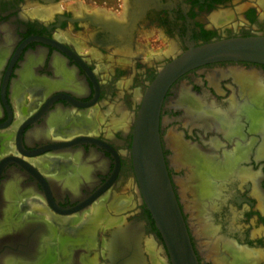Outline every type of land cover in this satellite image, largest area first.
I'll return each mask as SVG.
<instances>
[{
  "label": "flooded vegetation",
  "instance_id": "1",
  "mask_svg": "<svg viewBox=\"0 0 264 264\" xmlns=\"http://www.w3.org/2000/svg\"><path fill=\"white\" fill-rule=\"evenodd\" d=\"M90 2L0 0V135L9 132L6 139L0 140V144L6 141L7 145V150L2 148L5 143L2 147L0 145V219L4 212V202L2 204L1 201L4 200L3 189L12 181L19 186L10 200L12 213L30 222L23 231L2 233L0 251H12L10 255L23 264L38 262L40 251L32 246L33 251L29 242L36 239L33 236L35 231L41 229L44 234V228L51 232L48 246L52 254L35 264H80L78 257L84 253L92 258L93 264H110L105 246L112 237L114 226L104 229L102 221H99L100 226L93 231L79 228L93 215L91 209L97 205L102 207V202L118 183L131 176L137 186L130 154L132 128L139 99L148 84L162 66L190 45L198 46L229 37L264 36V0H116L113 10L102 8V0L95 8L90 6ZM108 3L106 0L105 4ZM90 7L96 11H91ZM46 8L50 14L44 13ZM220 11L230 17L215 23L212 15ZM95 12L101 15L116 13L117 18L127 14L123 23L127 26L124 37L126 35L129 40L125 42L127 54H118L116 49L122 45L119 44L120 37L103 30L101 20L93 19ZM106 50L115 51L117 55L113 54L114 58L121 55L129 58L123 57L122 63L114 60L117 66L111 78L102 81V55ZM149 50L153 55L150 56ZM142 53L147 54L146 61L140 58ZM32 56L36 58L33 81L19 84V71ZM130 58L136 73L139 68L143 69L130 80L140 92L136 91L134 100L127 89L119 96L122 102L115 104L111 112L119 116L116 106L124 107L129 114L128 129L125 132L116 129L105 136L102 134V100L117 94L112 90L113 81L129 72L127 64ZM54 60L60 61L66 71L73 73L70 85L77 87V91L69 87L49 88L56 76ZM236 73L257 75L252 84L264 86V64L242 61L210 63L191 69L176 79L161 105L159 128L163 153L200 264L215 262L205 257L197 245L198 237L191 229L187 209L179 196L180 184V191L176 186L171 161L174 151L167 139L171 133L175 140L179 139L178 143L186 148V152L190 149L192 155L197 153L195 151H202L222 156L224 152H233L236 145L249 144L251 149L247 159L240 164L256 175L257 188L264 199V157L255 155L257 147L264 141V114H258L262 120L258 127H251L248 117L251 110L248 106L254 105L252 109L257 111L255 105L264 104V96L255 97L257 101L254 100L253 104L247 101V94L243 93L240 82L236 80ZM183 93L190 98L186 105L178 103ZM128 96L133 105L126 103L130 100ZM18 101H22L24 114L16 121ZM105 110L104 113L109 114L108 109ZM175 122H182L180 131L173 127ZM41 128L48 131L45 137L32 136L34 130ZM56 150L64 151L58 155H66L62 157L66 161L74 160L72 155L78 154L81 163L90 161L93 165L87 172L88 177L76 183L75 194L66 189L56 192L51 189L54 180L51 182L48 175H59L64 168L55 170L49 165L36 163L38 158L52 156ZM10 157L19 161H10ZM184 166L175 167L180 170L179 180H187V175L195 171L196 166L200 167L196 163ZM197 183L190 182L192 185ZM252 189L251 179L241 184L237 180L227 182L223 189L227 195L226 202L215 211L213 223L218 225L217 234L234 239L237 247L260 251L258 264H264V206L259 204ZM187 193L191 195L189 190ZM137 197L135 217L123 225L140 226L142 241L150 232L151 237L159 240L163 247L148 209ZM122 202L118 200L117 203ZM231 210L237 214L235 230L228 225ZM61 220L67 221L61 224ZM89 238L94 243L85 251L82 246L88 243ZM226 255L229 260L230 254Z\"/></svg>",
  "mask_w": 264,
  "mask_h": 264
},
{
  "label": "bare ground",
  "instance_id": "2",
  "mask_svg": "<svg viewBox=\"0 0 264 264\" xmlns=\"http://www.w3.org/2000/svg\"><path fill=\"white\" fill-rule=\"evenodd\" d=\"M44 13L50 14L49 8L44 9ZM125 15L127 14L120 15L118 18L114 14L112 15L102 14L101 15L98 12H95L92 15L94 20H97V21L101 20L103 30H105L107 33L108 31H111L109 34L112 33L113 36L120 37L121 41H119V44H122V45H118L116 49L118 54L128 53L125 42H128L129 40H128V37H126V35L124 37V34L126 33L125 30L127 29L126 28L127 26L123 24L125 22L124 21ZM229 17L230 16H228L226 13L220 11L217 14L212 15V20L215 21V23H221L223 21L228 20ZM35 61H36V58L32 56V58L29 57L26 60V62L23 64L21 70L19 71V81H20L19 84L24 83L26 81H33L32 74H33V65H35ZM53 67H54V73L56 75L54 78L56 79L53 78V80L49 84V88L56 86V87H65V88L69 87L74 91L78 90L77 87H73L70 85V82L73 81L72 72L68 70L66 71V69L63 68L61 62L58 60L53 61ZM255 79H257V75L236 73V80L240 82L243 88V93L247 94V101H250L251 103L255 100V97H253V95L252 96L250 95L251 88H249L245 82H248L249 80L252 81ZM257 87H258L257 88L258 91L263 93L264 95V86L261 85V83H259V86ZM256 91L257 90H255V93ZM138 99H139V96H138ZM178 100H179L178 103L181 102L182 104H185V105L190 103V98L185 93L181 94V97ZM119 105L118 107L116 106V111L117 113H119V116H117V118L116 116H114L116 119L115 118L111 119L109 124L110 126H115L116 128L118 127L119 129H121V131L125 132L128 129L127 127H128V119H129L128 116L129 115L126 109ZM253 106L254 105L248 106V108L251 109L248 112L250 113L248 117L250 120L251 127H255V126L258 127L259 125H262V120L259 118L258 114H261V113L264 114V104H261V103L256 104L255 106L258 109L257 111H253L254 110L252 109ZM19 107H20L19 115L21 117L23 116L24 106L21 107L20 105ZM109 112L110 114L112 113L111 110H109ZM102 118H104L103 114H102ZM46 131H47L46 128L34 130L32 132L33 133L32 136H35V137L39 136L41 138L43 136L45 137L48 134V131L47 133ZM7 135H9V132H6V135L5 134L0 135V140L6 139L5 136ZM57 136L58 135H56V137ZM178 140L177 139L175 140V137L171 136V133L170 135H168V139H167L168 145L174 151L173 156H171V161L174 167L178 168L181 165L184 166L189 163L191 164L196 163L197 165H200V167L196 166L195 171L193 170L191 174L189 173L187 175L189 176L187 180L186 178H182L181 180L178 179L177 181L180 184V190H181L182 198L186 205V209L191 213V216L193 219V229L196 233V236L200 240V248L202 250V253L206 257L212 259L215 262V264H258V261L261 258L260 251L249 250L242 246L237 247L235 245L234 239L232 240L227 237H222V235L219 236L217 234L218 225L215 226L213 223L214 221L213 215L215 214V211L219 210L221 204H224L227 199V195L223 193V189L226 187V183L231 180L232 181L237 180L238 182H240V184L244 183L248 179L253 180V189L251 192L253 195L257 197L259 204L261 206H264V202H263L264 199L262 198L263 195H261V193L258 191V188H257L256 175L252 173L251 171H249L248 168L243 167L240 164V162L243 159H247L251 146L249 144H245L244 146H240V147L236 145L233 152H224L222 156H213L212 154H207L206 152L204 154L202 151H195V150L194 151L197 153L192 155L189 153L190 149L188 148V152H186L187 151L186 148L183 147L180 143H178ZM3 144L4 143L1 142L0 144L1 147L3 146ZM56 151L57 152H54L55 154L64 152L60 150H56ZM255 155L257 157H264V141L263 143H261L259 147H257ZM72 156L75 159L69 160V161H66L65 159H62V158L56 159L54 157L50 159L51 167L53 169L56 170L57 168L58 169L64 168L59 175H56V174L48 175L51 182H52V179L54 180V185L51 186V189L54 192H56L59 189H66L70 193L75 194L77 192L75 189L76 183H78L79 180H84L86 179V177H88L87 172L88 170H90L89 169L90 166H93L91 165L90 161L88 162L85 159L87 162L82 160L84 162L81 163V159H79L78 154L76 155L74 154ZM66 166L67 168H65ZM194 181H197L198 183L195 185L190 184V182L193 183ZM18 188H19L18 184L11 182V183H7V185H5L3 189L2 197L4 200H1V201H2V204L4 202L3 204L4 212L2 214V218L0 219V235L2 233L11 232V231H15L18 229L23 231L25 226L29 225L30 223V222L29 223L27 222V218H20L17 215L12 213V206L10 204V200L13 199ZM187 190L191 192V195H190L191 198H189ZM35 209H38V208H35ZM39 209L41 210V208ZM41 211H43V209ZM93 211H94L93 215H91L88 219H86V221L80 226L79 229L83 230L84 227H86L90 231H93V229H97L100 226L99 221H102V227H104L105 229H108L110 226H114L115 229L112 233V237L110 238L109 242L106 241L107 243L105 246L108 257L110 259V264H147V261L150 264H166L165 258L159 255V252H158L159 250L158 248H156L152 240L144 239V243H142L143 242L142 233H141L142 228L140 226L138 225L131 226L129 224L126 226H123V223H124L123 218H120L119 216L110 217V215H108L107 210L101 209L99 206L94 207ZM231 211H232L231 218H230L231 222L228 225L230 229L234 228L235 230V228H237L234 226V224H236L235 221L237 220L236 218L237 214L235 213L234 210H231ZM66 221L67 220H61V224H63ZM31 228L33 229L32 225H31ZM44 231H45L44 234L43 232H41V229L35 231L33 236L36 239H33V240L30 239V242H29V246L31 247L33 251H34L33 247L40 251L38 262H41L43 259H48L49 256L52 254L51 247L48 246V241L50 239L49 235L51 234V232L47 231L46 228H44ZM230 231H233V230H230ZM93 243L94 242H92L91 240V242L88 241V243H85L83 244V246L82 245L81 246L85 248V251H86V249L88 250V247L91 246ZM11 252L0 251V264H23L22 262L17 261V259L11 256L10 255ZM228 253L230 254L229 260L226 259L227 258L226 254ZM78 258H79L78 261L80 262V264H87L86 262L87 258H90V257H87V255H85L84 253L83 255H80ZM38 262H35V263H38ZM24 264H27V263H24ZM28 264H33V263H28Z\"/></svg>",
  "mask_w": 264,
  "mask_h": 264
},
{
  "label": "water",
  "instance_id": "3",
  "mask_svg": "<svg viewBox=\"0 0 264 264\" xmlns=\"http://www.w3.org/2000/svg\"><path fill=\"white\" fill-rule=\"evenodd\" d=\"M223 61L264 64V36L229 37L190 47L162 66L139 99L131 138V161L139 201L160 234L166 264H200L166 165L160 137L164 96L181 75ZM10 161H19L10 157Z\"/></svg>",
  "mask_w": 264,
  "mask_h": 264
},
{
  "label": "rangeland",
  "instance_id": "4",
  "mask_svg": "<svg viewBox=\"0 0 264 264\" xmlns=\"http://www.w3.org/2000/svg\"><path fill=\"white\" fill-rule=\"evenodd\" d=\"M105 1L106 0H102V8H105L107 10H113L114 9V4L116 3V0H108L109 1L108 4H105ZM98 4H99V0H93V1L91 0V2H90V6H92L94 8L97 7ZM92 7H90L91 11H96ZM115 14L116 13H114V15ZM110 15H112V14L110 13ZM113 54H115L114 51L111 52L109 50H106V52H104V54L102 55V74H101L102 81H106L109 78H111L112 72H114L115 66H117L116 63H118V62L119 63H122L121 62V61H123L122 58L123 57H127V55L126 56L125 55H121V56L118 55L119 57H115L114 58L113 57ZM149 54L151 56V55H153V52L151 50H149ZM116 55H117V53H116ZM140 55L142 56L140 58L143 61H146V58L148 57L147 54H143L142 53ZM128 58L129 57H127V59ZM114 60H116V63L114 62ZM127 65H128L129 72L126 73V74H124V75H122L121 77H118L116 80L113 81V89L112 90H114V92H116L117 94H115L113 98L105 97L102 100V114H103V117H104V118H102V134L105 135V136L110 135L114 130L119 129L118 127L116 128L115 126H110V124H109L110 120L115 118L114 116H116V118L118 116V115L114 114L113 112L110 114L109 110H112V108H113V106L115 104L122 102L119 96L123 92H125L126 89H127L128 92H129L130 97L134 100L135 93L138 90V86L135 85L134 83L131 84V82H130V80L132 79V77L136 73L135 72V64H134V62H132L131 58L129 59V62H128ZM141 71H143V69L142 68H139L136 74L138 75ZM245 83H246V85L249 88H251L250 89L251 90V93H250L251 96L252 95H253V97H257L259 95L264 96L263 93H261V92L258 91L257 87L254 84L252 85L251 80H249L248 82H245ZM255 90H257L256 93H255ZM138 92H140V91L138 90ZM130 97L129 96L127 97L130 100H127L126 103H128L129 105L130 104L133 105L134 102H132L133 100L131 101V98ZM18 102L19 103H18V105L16 107V112L18 110L17 114L19 115V109H20L19 106L22 105L21 104L22 101H18ZM105 108L108 109L107 112H109V114H107V115L104 113V111H106ZM23 114H24V111H23ZM18 115H17L16 121L19 120V118H21L20 115L19 116ZM128 121H129V119H128ZM181 123L180 122H175L173 124V127H175L177 131H180V124ZM90 129H92V128H90ZM5 144H4V146L2 148L4 150H7V145L5 146ZM179 151H180V149H179ZM57 155L58 154H54V155L52 154V156H43V157H40V158H38L37 162L40 163V165L41 164L43 166L49 165L51 167V161H50L51 158L54 157L56 159H59V158L64 157V156H60V155L57 156ZM45 163H46V165H45ZM170 163H171V161H170ZM172 168H173V172H175V174H176V177H175L176 186H177V189L179 190V182L177 181V179L179 177L180 170L179 169H176L173 165H172ZM134 186H135V184H134L133 178L131 176H129L128 178L124 179V181L118 183L116 188L111 189V191L108 194V196L105 199V201L102 202V207L100 205H97V206H99L101 209L107 210L108 215H110V217H115V216L117 217V216H119L120 218H123L124 219V222L126 220H130L131 218L135 217V213L137 211L135 209V206H136V200H137L138 197H137V195H135V188H134ZM179 196L182 199L183 207L186 210L185 202L183 201V198L181 197L182 194H180V192H179ZM189 198H191L190 194H189ZM118 200H122L123 202L120 203V204H118L117 203ZM92 210H94V209H91L90 210V213L92 212ZM187 216H188V221H189V224L191 226V229H192V231H194V229H193V219H192L191 213L188 210H187ZM93 230H95V229H93ZM102 236H105V235L102 234ZM144 239H146V240H152L154 242L156 248H158V250H159L158 251L159 252V255L161 257H164V254L161 252V245H160L159 240H157L156 238L153 239L151 237V233L150 232H147L145 234ZM91 240H92V242H94L92 238L90 240H88V241L91 242ZM102 240H103V238H102ZM75 243H77V242H75ZM197 245L200 246V240L199 239L197 240ZM86 262H87V264L93 263L92 258H87V261ZM205 264H211V263H210V261H206Z\"/></svg>",
  "mask_w": 264,
  "mask_h": 264
}]
</instances>
